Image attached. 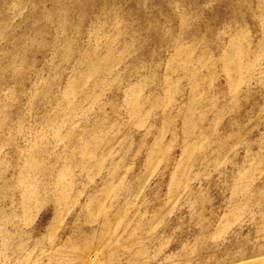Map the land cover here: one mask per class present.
I'll list each match as a JSON object with an SVG mask.
<instances>
[{
    "label": "rangeland",
    "instance_id": "rangeland-1",
    "mask_svg": "<svg viewBox=\"0 0 264 264\" xmlns=\"http://www.w3.org/2000/svg\"><path fill=\"white\" fill-rule=\"evenodd\" d=\"M264 0H0V264H264Z\"/></svg>",
    "mask_w": 264,
    "mask_h": 264
},
{
    "label": "bare ground",
    "instance_id": "bare-ground-1",
    "mask_svg": "<svg viewBox=\"0 0 264 264\" xmlns=\"http://www.w3.org/2000/svg\"><path fill=\"white\" fill-rule=\"evenodd\" d=\"M238 264H247V263L246 262H243V263H238ZM248 264H262V263H261V261H258V262H255V263H253V261H252V262H250Z\"/></svg>",
    "mask_w": 264,
    "mask_h": 264
}]
</instances>
